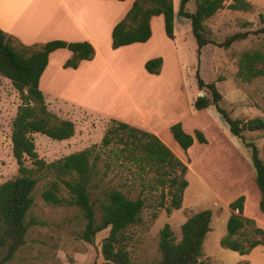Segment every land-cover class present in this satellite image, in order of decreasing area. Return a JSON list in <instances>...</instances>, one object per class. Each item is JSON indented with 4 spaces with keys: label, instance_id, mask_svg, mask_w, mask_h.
<instances>
[{
    "label": "rangeland",
    "instance_id": "obj_1",
    "mask_svg": "<svg viewBox=\"0 0 264 264\" xmlns=\"http://www.w3.org/2000/svg\"><path fill=\"white\" fill-rule=\"evenodd\" d=\"M174 1L179 11L181 0ZM248 1L252 3L249 11H234L226 7L206 21L209 35L216 43L203 47L199 53L190 20L179 15L176 18L177 49L168 38L163 17L160 16L161 27L154 25L153 28L154 39L157 40L154 46L145 47L143 51L139 46L113 50L111 44L102 41L98 54L102 68L89 72L76 83H73L74 77L67 74L61 64L69 51L60 49L52 53L53 66L42 77L41 88L48 108L59 117L72 120L76 132L72 138L61 141L35 133L37 151L40 157L51 162L97 145L94 153L100 157L97 165L103 179L102 186L118 188L131 198L145 199L141 222L130 226L124 232L123 239L132 260L138 264H150L161 258L160 231L166 223L171 225L180 240L182 224L193 213L207 208L213 211L212 230L204 242V255L200 264H264V246L241 255L222 247L220 243L227 233V221L231 214L229 203L241 194L246 196L245 216L255 219L264 228V213L259 208L261 191L251 149L241 138L231 133L228 123L214 105L204 110H196L193 106L196 98L201 93L205 94L198 87L196 73L199 70L206 82H216L223 95L221 106L232 117L264 118V76L244 82L238 75V61L244 51L260 50L264 53V33H254L264 26V0ZM231 2L233 0H226V5ZM40 3L42 0H0L1 28L5 29L6 25L10 28L14 25L30 28L33 23L45 26L54 22L39 21L37 16L41 15L37 9ZM84 5L87 6V3L75 4L74 7ZM195 8L196 0H191L187 9L193 12ZM59 11L47 17L56 20L58 16H68L66 12ZM109 15L105 14L106 22L112 18ZM240 31L251 33L248 38L234 42L230 48L218 45ZM12 41L18 48L21 43L25 44L17 37ZM144 57L147 60L164 58L162 77H149L145 67L141 66ZM257 66L262 67V64L258 63ZM56 79L58 85L54 83ZM123 84L128 86L126 93ZM205 91L209 92L207 89ZM53 92L59 95L53 96ZM21 103L20 92L12 81L0 75V183L15 178L19 172L11 136L13 121ZM128 109L144 112L149 117L153 115L163 124L172 120L181 122L183 119L186 124L196 125L195 131L197 129L205 134L209 143L207 146L197 142L195 149L185 152L173 138L171 130L166 127L163 129L162 138L170 136V142L167 143L188 166L186 178L189 188L185 190L180 209H173L171 213L167 211L172 195L168 186L159 180L162 171L146 164L145 160H126L114 150L101 147L113 120L120 121L114 116L133 119ZM142 114L134 117L138 125L143 123L139 120L144 119ZM159 114H162V119L157 117ZM245 136L248 141L258 145L264 159V131L246 132ZM26 164L32 167V159L28 158ZM45 182L43 179L38 183L31 209L41 223L30 227L25 244L12 260L4 264H104L102 246L110 228L99 232L93 243L83 240L80 234L85 222L79 209L46 203L41 196ZM99 195L100 192H94L92 199L95 200ZM96 209L100 217L99 208ZM6 253L7 247L1 246L0 260Z\"/></svg>",
    "mask_w": 264,
    "mask_h": 264
},
{
    "label": "trees",
    "instance_id": "obj_2",
    "mask_svg": "<svg viewBox=\"0 0 264 264\" xmlns=\"http://www.w3.org/2000/svg\"><path fill=\"white\" fill-rule=\"evenodd\" d=\"M190 1H180L178 15L190 20L198 53L210 43H216L209 35L210 30L206 24L209 18L226 7L234 11L252 9V3L248 0H233L228 5L226 0H196V8L192 12L187 9ZM157 15H163L166 34L174 39V0H135L125 17L113 28L112 48L147 42L152 37L151 19ZM250 33L236 32L218 45L230 48L234 42L248 38ZM254 33H264V26ZM13 38L0 27V75L12 81L22 100L13 121L11 136L13 155L19 165V172L15 178L0 183V247H7V253L0 260V264L12 260L18 249L25 244L30 227L41 223L31 209L35 203L36 187L43 179L46 182L41 196L46 203L79 209L85 222L80 234L83 240L93 243L99 232L110 228L102 246L104 264H138L132 260L123 239L124 232L130 226L141 222L145 199L131 198L118 188L102 186L103 179L97 165L100 157L94 153L97 145L47 162L40 157L33 136L41 133L61 141L75 135V123L59 117L48 108L40 82L54 51H71L72 57L64 63V67L77 69L83 60L95 58L94 46L88 41L67 42L56 39L43 44L21 43L18 48L13 44ZM163 61L162 57L149 59L145 63V69L149 73L159 74ZM258 63L262 67H258ZM238 64L241 81L250 82L264 76V53L260 50L244 51ZM196 77L198 87L205 94L196 98L194 108L204 110L214 105L228 123L232 134L241 138L251 149L256 180L261 191L259 208L264 213V159L258 145L248 141L245 136L246 132L264 131V118L232 117L221 106L223 95L216 82H206L199 70ZM170 130L185 152L196 140L200 143L208 142L202 131L196 130L194 135L190 134L184 130L181 122L171 125ZM101 147L114 150V153L126 160H145L146 164L162 171L159 180L168 186L172 195L167 211L171 213L173 209L181 208L185 189L189 185L186 178L188 166L159 136L114 119L103 137ZM28 158L32 159V167L26 164ZM94 192H100L95 200L92 199ZM245 202L246 196L240 195L229 203L231 214L227 221V233L220 240L222 247L241 255L249 254L258 246H264V228L255 219L245 216ZM212 220L213 211L210 208L193 213L181 226L180 240L171 225L166 223L160 231L161 258L150 264L202 263L204 242L212 230Z\"/></svg>",
    "mask_w": 264,
    "mask_h": 264
},
{
    "label": "crops",
    "instance_id": "obj_3",
    "mask_svg": "<svg viewBox=\"0 0 264 264\" xmlns=\"http://www.w3.org/2000/svg\"><path fill=\"white\" fill-rule=\"evenodd\" d=\"M57 1L59 3H56L53 0H42V3L39 4V7L37 9V11H39V13L41 15V16H37L40 18L39 21L50 20V21H54V22H50L45 26H44V24H34L33 23V24H31L30 28H22L21 26L18 27V25H14L12 28H10L8 25H6L5 29H3V30L5 32H7L8 34H11L14 37L20 38V40L24 41V43L28 44V45H32V44H36V43H39V44L46 43L48 41L56 40V39L65 40L67 42H82V41L90 42L96 50V55H95V58L93 60H83L77 69L63 67L65 69V71H67L66 72L67 74L69 73L74 77L73 83H76V82H79V80L82 79L84 76H86L89 72L97 70L98 68H102V66H101L102 64L100 63V61L98 59L99 58L98 54H99L100 43L103 41L107 45L111 44V47H112V31H113V28L120 20H122L125 17V15L129 11V9L132 7L135 0H123V1L122 0L121 1L120 0H88V1H82V2H80L79 0H57ZM86 3H87V6L84 5L85 7H83V6L74 7L75 4H86ZM53 4H56V5L53 6ZM106 5H108L106 7V8H108L107 13L105 11ZM174 9H175V14H176V18H177L178 11L176 10L175 1H174ZM58 10H60L59 12H62V11L66 12L68 14V16H65V15H62L60 17L58 16V18H56V20L51 19L50 17H47L49 14L55 15ZM105 14H110L109 16L112 17L110 20H108L109 22H106ZM160 16L163 17V15H157L151 19L152 37L147 42L134 43V44L122 46L120 48H123V47L133 48V47L139 46L140 48H142V51H143L145 47L150 48V47L154 46L157 43V40L154 39V29L153 28H154V25L161 27L162 18H160ZM176 18H175V30H174L175 38L174 39H171L169 37L168 38L171 40V43L173 45H175V47L177 49V39H178L177 33H178V31H177V27H176L177 26ZM0 19L3 20L1 17H0ZM64 19H66V22H63ZM163 21H164V17H163ZM0 27H1V25H0ZM33 27H34V29H33ZM6 28H9V29H6ZM191 28H192V26H191ZM135 44H137V45H135ZM58 50H60V49H58ZM113 50H117V49H113ZM52 55L53 54L50 55L49 63H48V66H47L45 72L47 71V69H49L51 66H53L52 62H51V56ZM71 57H72V52L69 51V53H67V55L64 57L61 64L64 65V63ZM146 61H147V57H144L141 60V66L145 67ZM104 63H107V62H104ZM107 64L109 65V63H107ZM164 65H165V62L163 61V65H162V68H161V71L159 74L149 73L146 69H145V71L148 73L149 77H162L163 71H164ZM45 72H44V74H45ZM44 74L42 75V77H44ZM41 80H42V78H41ZM54 83H55V85L59 84L57 79L54 80ZM74 87H75V85H74ZM126 87L128 88L127 85L123 84L122 88H123V91L125 93L127 92ZM55 95H59V94H57V93L55 94L53 92V96H55ZM136 109H138V107H136ZM127 111L133 114V119H132V117L131 118L130 117H121L119 115L114 116V117L117 119H120V121L126 122L128 124L130 123V125H132V126H135L138 128L140 127L141 129L142 128L147 129V131H150V132L156 134L168 146H170V144L167 143V142H170V136H167V137L165 136L164 139L166 141L162 138V136H163L162 132L164 131L163 129H164V127H166V129L168 130V129H170L171 125H173L174 123H177L179 121L172 120L169 122H165V124H163L161 120H156L154 117H152L153 115H150V117H149L146 114L144 115V112H142L143 113L142 114L140 112H135V111H132L129 109ZM137 111H139V110H137ZM137 114H142L143 115L142 117H144V119L139 118L140 122H141V120L143 122L141 125H138V123H136L134 121V117H136ZM157 117L162 119V114H159V116H157ZM180 121L182 122L183 128L186 132L194 134L195 128L197 127L196 125L192 126L190 124H186L183 121V119H181ZM197 142L200 143L199 141L196 140L195 143L192 145V147L189 148L188 151L195 149L197 146V144H196ZM208 144L209 143H201L202 146H207ZM171 149H173V148L171 147ZM173 151H174V149H173ZM188 188H187V191H188Z\"/></svg>",
    "mask_w": 264,
    "mask_h": 264
},
{
    "label": "water",
    "instance_id": "obj_4",
    "mask_svg": "<svg viewBox=\"0 0 264 264\" xmlns=\"http://www.w3.org/2000/svg\"><path fill=\"white\" fill-rule=\"evenodd\" d=\"M201 95H203V93H201Z\"/></svg>",
    "mask_w": 264,
    "mask_h": 264
}]
</instances>
